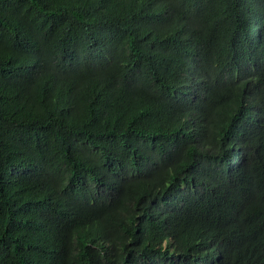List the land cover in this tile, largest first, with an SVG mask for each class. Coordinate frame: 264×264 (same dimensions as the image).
<instances>
[{
	"label": "trees",
	"instance_id": "1",
	"mask_svg": "<svg viewBox=\"0 0 264 264\" xmlns=\"http://www.w3.org/2000/svg\"><path fill=\"white\" fill-rule=\"evenodd\" d=\"M0 264H264V0H0Z\"/></svg>",
	"mask_w": 264,
	"mask_h": 264
}]
</instances>
